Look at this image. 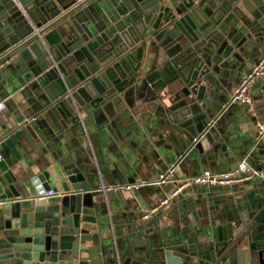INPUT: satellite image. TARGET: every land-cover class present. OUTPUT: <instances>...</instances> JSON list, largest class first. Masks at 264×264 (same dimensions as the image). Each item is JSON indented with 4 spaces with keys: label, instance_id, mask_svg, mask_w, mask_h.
<instances>
[{
    "label": "water",
    "instance_id": "water-1",
    "mask_svg": "<svg viewBox=\"0 0 264 264\" xmlns=\"http://www.w3.org/2000/svg\"><path fill=\"white\" fill-rule=\"evenodd\" d=\"M259 54L264 0H0V84L34 88L42 105L3 126L0 264H264V175L252 197L208 207L184 245L120 254L111 214L131 191L99 181L94 145L65 139L85 116L123 136L156 132L144 164H210L228 140L229 84ZM250 158L264 173L263 144ZM139 166L121 169L127 182Z\"/></svg>",
    "mask_w": 264,
    "mask_h": 264
},
{
    "label": "crops",
    "instance_id": "crops-1",
    "mask_svg": "<svg viewBox=\"0 0 264 264\" xmlns=\"http://www.w3.org/2000/svg\"><path fill=\"white\" fill-rule=\"evenodd\" d=\"M262 56L264 54H259L243 62L241 70L237 72V75L229 84L227 103L224 105L227 112L224 121L227 142L224 141L221 148L213 153L212 162L203 167L190 161L176 162V173L178 175H194L203 169L228 171L243 160L249 163L252 160L258 161L256 158L250 157L256 144L264 145V139L258 143L254 142L255 120L259 119L264 122V77L259 78L253 84L251 90V96L257 111L256 116L248 114L245 105L232 102L231 99L240 79L250 66ZM1 83L0 143L3 141V134L7 131L3 127L5 120L13 121L14 116L30 117L38 112L42 106L41 102L35 98L34 88L32 90V88L26 86L15 87L12 78ZM41 101L44 104L45 100L41 99ZM83 117L84 120L80 123L82 134L75 135L73 131L69 130L65 139L72 147L79 144L80 149L94 145L92 148L98 152V161H103V164L100 165L99 181L102 182L103 178H106L109 181L107 187L116 185L112 174L114 169L123 180L122 184H128L129 182L126 181V176L121 170L123 168L129 169L141 165V167L139 166L140 170H134L130 176L135 179L133 183H139L141 181H153L159 172L169 166L164 161L156 164L149 157L147 159L148 164L143 162L141 149L149 139H153L157 135L156 132L152 131V133L146 135L143 131H139L136 134L123 136L113 130L109 131L105 127L98 129L92 119ZM50 142L53 146L57 145L55 139L51 138ZM150 149L148 147V151ZM19 160L24 166H27L30 158L21 157ZM129 160L133 161V164ZM141 160L142 163L139 162ZM260 163L264 162L260 160ZM257 184L251 181L244 185L232 187L192 186L176 200L171 201L149 221L140 219L141 212L152 206L164 192L156 193L149 185L132 189L130 190L131 193H127V199L123 200V203H119L115 207V213L111 214V217H116L114 218L116 220L114 236L116 241L114 240V244L116 243L115 246L118 245V253L121 254L128 249L135 255L145 256V253L153 250V246L161 243L165 246L183 244L187 239L194 237L197 231L196 226L203 222L202 216L206 213L208 207L220 206L222 200L243 201V196L246 200L257 191ZM156 195L157 198L154 200ZM105 236H108V234ZM111 237L113 238V234Z\"/></svg>",
    "mask_w": 264,
    "mask_h": 264
},
{
    "label": "built area",
    "instance_id": "built-area-1",
    "mask_svg": "<svg viewBox=\"0 0 264 264\" xmlns=\"http://www.w3.org/2000/svg\"><path fill=\"white\" fill-rule=\"evenodd\" d=\"M264 77V56L255 61L246 71L244 76L234 89L232 102H239L245 105L248 114L256 116V108L251 96L253 84ZM264 139V122L255 120L254 142L258 143ZM1 158V157H0ZM176 163L167 166L163 171L159 172L153 181H141L139 183H128L121 185H112L113 190H132L142 186L161 187L171 184V187L157 199L152 206L140 214V219L149 221L154 218L164 207L171 201L176 200L180 195L184 194L188 188L192 186L204 187H232L248 183L254 177H263L262 170L251 168L248 163L243 160L237 164L236 168L228 171H212L203 169L201 172L194 175L180 176L176 173ZM52 190L44 191L45 196L52 195ZM6 199L0 196V208L4 206Z\"/></svg>",
    "mask_w": 264,
    "mask_h": 264
}]
</instances>
